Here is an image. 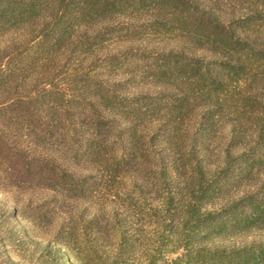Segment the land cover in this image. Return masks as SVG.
Returning <instances> with one entry per match:
<instances>
[{"label": "rangeland", "instance_id": "1", "mask_svg": "<svg viewBox=\"0 0 264 264\" xmlns=\"http://www.w3.org/2000/svg\"><path fill=\"white\" fill-rule=\"evenodd\" d=\"M0 264H264V0H0Z\"/></svg>", "mask_w": 264, "mask_h": 264}, {"label": "trees", "instance_id": "2", "mask_svg": "<svg viewBox=\"0 0 264 264\" xmlns=\"http://www.w3.org/2000/svg\"><path fill=\"white\" fill-rule=\"evenodd\" d=\"M36 36L38 37L37 31H36ZM10 54H11V53H10ZM4 57H10V55H9V52H8V51H6V52L4 53ZM59 68H61V67H59Z\"/></svg>", "mask_w": 264, "mask_h": 264}]
</instances>
